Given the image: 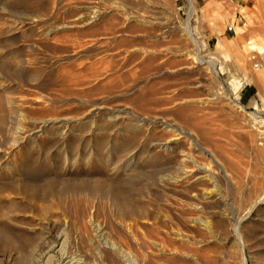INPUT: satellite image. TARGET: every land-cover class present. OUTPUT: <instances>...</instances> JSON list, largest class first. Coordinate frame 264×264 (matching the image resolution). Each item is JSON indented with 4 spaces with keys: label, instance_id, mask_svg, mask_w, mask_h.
<instances>
[{
    "label": "rangeland",
    "instance_id": "374dc122",
    "mask_svg": "<svg viewBox=\"0 0 264 264\" xmlns=\"http://www.w3.org/2000/svg\"><path fill=\"white\" fill-rule=\"evenodd\" d=\"M192 2L0 0V264H264V0Z\"/></svg>",
    "mask_w": 264,
    "mask_h": 264
},
{
    "label": "bare ground",
    "instance_id": "6f19581e",
    "mask_svg": "<svg viewBox=\"0 0 264 264\" xmlns=\"http://www.w3.org/2000/svg\"><path fill=\"white\" fill-rule=\"evenodd\" d=\"M192 0H190V5H191V9H192ZM191 28H189L188 26H187V32H188V35H190V36H192V33H191V30H190ZM252 42H249L248 44L249 45H252L251 44ZM253 49H256V50H258L259 51V53H263L264 51L262 50V47H259L258 45L257 46H255V45H252L251 47H250V53H251V51L253 50ZM257 56V55H256ZM187 62V61H186ZM185 63V62H184ZM199 65H201V66H203V65H205L207 62L202 58V57H200L199 56ZM187 65V64H186ZM191 66H193V65H191ZM195 87V86H194ZM196 88V87H195ZM162 90H164V89H162ZM178 90V89H177ZM182 95V94H181ZM164 98V97H163ZM171 99V98H170ZM210 99H212V98H210ZM182 100V99H181ZM213 100V99H212ZM211 100V101H212ZM154 101H156V99H154ZM164 101H167V100H164ZM202 101V100H201ZM215 101V100H214ZM168 102V101H167ZM157 105L158 106H160V105H162V101H160V100H158L157 102ZM172 103V102H171ZM174 103V102H173ZM185 103V102H184ZM155 104V103H154ZM164 104V103H163ZM191 104H193V103H191ZM183 105H186V103L185 104H183ZM235 105H238L239 107H240V109L242 108V110H243V106L237 101L236 102V104ZM237 106V107H238ZM182 107H184V106H182ZM189 107V106H188ZM187 107V108H188ZM195 107V106H194ZM167 108V107H166ZM203 108V107H202ZM190 108H188V110H184V109H178L177 111L180 113L181 112V114L182 113H184L183 114V116H184V119L186 120V124H184V125H189L190 123H188L187 124V121L189 120L191 123H192V121L191 120H196V118L197 117H195V113L193 114V115H185V113H187V114H189V112L191 111V112H193L194 110H195V108H194V110H189ZM191 109H193V108H191ZM198 109V108H197ZM204 111V110H203ZM178 112H176V113H178ZM194 112H197V110L196 111H194ZM164 114V113H163ZM166 114V113H165ZM175 114V113H174ZM180 114V115H181ZM192 114V113H191ZM179 114H178V116H180ZM198 115V114H197ZM163 116V115H162ZM165 116V115H164ZM167 116V115H166ZM204 116V115H203ZM118 117V116H117ZM130 117V116H129ZM205 117V116H204ZM137 118V117H136ZM181 118L183 119V117L181 116ZM180 118V119H181ZM152 119V118H151ZM183 119V120H184ZM199 119V118H198ZM203 119V118H202ZM112 120V119H111ZM138 120V119H137ZM141 120V119H140ZM143 120V119H142ZM141 120V121H142ZM148 120V119H147ZM184 120V121H185ZM200 120V119H199ZM154 121V120H153ZM184 121H182V122H184ZM188 121V122H189ZM202 121V120H201ZM146 122V121H145ZM196 122V121H195ZM257 122V121H256ZM199 123V122H198ZM154 124L158 127V128H162L163 129V127L165 128V129H167V128H169V129H171V130H174V131H178V133L175 135V134H173L174 135V137H175V139L176 140H186V138H191L192 140L194 139V140H196L195 139V137H193L194 135H192L193 133H195V132H193V133H187V132H184V131H182V130H179L178 128H176L174 125H172L171 123H169V122H166V121H154ZM193 124V123H192ZM192 124H191V126H192ZM195 124V123H194ZM142 125V124H141ZM147 125V124H146ZM36 126V125H35ZM185 126V127H186ZM198 126H200V125H198ZM205 126V125H204ZM147 127V126H146ZM184 127V128H185ZM188 127V126H187ZM41 128V127H40ZM198 129H199V127H197ZM204 128V127H203ZM43 129V128H42ZM187 129V128H186ZM38 130V129H37ZM190 130V129H189ZM209 130V129H208ZM165 131V130H164ZM174 131L172 132V133H174ZM192 131V130H191ZM21 132V131H20ZM37 132V131H36ZM169 132H170V130H169ZM200 132H201V130H200ZM160 133V132H159ZM164 133V132H163ZM176 133V132H175ZM264 133V132H263ZM25 133H23V135H24ZM166 134H167V132L165 133V136H166ZM170 134V133H169ZM172 135V134H171ZM208 135H210V134H208ZM256 135H258V134H256ZM19 136V135H18ZM22 136V135H21ZM25 136V135H24ZM167 136H168V134H167ZM198 136V135H197ZM206 136V135H205ZM259 136H261V138H259V140H263V137H262V135L260 134ZM169 137V136H168ZM171 137H173V136H171ZM170 137V138H171ZM199 137V136H198ZM19 138H20V136H19ZM22 138V137H21ZM24 138H27V137H24ZM169 138V139H170ZM23 139V138H22ZM169 139H167V140H169ZM211 139V138H210ZM165 140V139H164ZM198 140V139H197ZM191 141V140H190ZM18 142V141H17ZM166 142V141H165ZM198 142L199 141H197L196 143H197V148H199L202 152H204L205 154H209L210 156H212L213 157V155L209 152V151H207L206 149H204V148H202L201 146H200V144H198ZM202 142V141H201ZM209 142V141H208ZM156 143V142H155ZM160 144V143H159ZM157 145V144H156ZM206 145V144H205ZM259 145H263V144H259ZM161 147H162V149L163 150H166V151H168V150H172V146H170V144H169V142L167 141V143H161V145H160ZM193 146V145H192ZM256 146H258V145H256ZM255 146V148H258V147H256ZM160 147V148H161ZM264 147V146H263ZM192 149V148H191ZM190 149V150H191ZM208 149V148H207ZM193 150V149H192ZM162 152V151H161ZM170 152V151H169ZM261 152V151H260ZM214 153V152H213ZM195 154V153H194ZM202 154V153H201ZM191 155V154H190ZM204 155V154H203ZM187 156V155H186ZM189 156V155H188ZM195 156V155H194ZM193 157V156H192ZM264 157V156H263ZM188 159V158H187ZM194 159V158H193ZM192 159V160H193ZM191 160V159H190ZM195 160V159H194ZM184 161H186V160H184ZM183 160H182V162H184ZM216 162V161H215ZM186 162H184L183 164H185ZM198 163V162H197ZM217 163V162H216ZM220 164V163H219ZM195 165V164H194ZM189 166H191V165H189ZM189 166H188V168H189ZM198 166V165H197ZM186 167V166H185ZM194 167H196V166H194ZM187 168V167H186ZM190 168H192V166L190 167ZM193 169V168H192ZM192 169H190V170H192ZM196 169H198V168H196ZM194 170V169H193ZM196 171V170H195ZM195 171H193V173L195 172ZM205 171V170H204ZM203 171V172H204ZM185 172V171H184ZM187 172H189V170H187L185 173H186V175L188 174ZM192 173V174H193ZM205 173H206V171H205ZM209 173V172H208ZM195 175H196V173H194ZM200 176H201V174L200 173H198ZM182 175V174H181ZM190 175V174H189ZM198 175V176H199ZM205 175V174H204ZM184 175H182L181 177H183ZM197 176V177H198ZM175 177V176H174ZM202 177V176H201ZM208 177V176H207ZM230 177V176H229ZM184 178V177H183ZM196 178V177H195ZM194 178V179H195ZM187 180V179H186ZM209 180V179H208ZM212 180H213V178H212ZM183 181V180H182ZM185 181V180H184ZM230 182V181H229ZM214 190V189H213ZM264 190V189H263ZM261 192V191H260ZM263 193H261L262 194V198H260L261 200H260V202H264V191H262ZM259 195V194H258ZM253 199H254V197H252ZM250 200V199H249ZM259 200V199H258ZM252 201V200H251ZM248 203V202H247ZM259 203V202H258ZM258 203H256V204H253L254 206H256ZM249 206H251V204L249 205ZM254 206H253V208L252 209H254ZM250 208V207H249ZM248 208V209H249ZM248 209H246V210H248ZM245 210V209H244ZM250 210V209H249ZM249 212V211H248ZM247 212V213H248ZM246 213V214H247ZM245 216V215H244ZM243 216V217H244ZM242 217V216H241ZM243 220V219H242ZM203 221V220H202ZM205 221V220H204ZM136 222H138V221H136ZM210 222V221H209ZM157 223V222H156ZM205 224H206V222H204ZM137 224V223H136ZM209 224V223H208ZM195 225H196V223H195ZM199 225H200V223H199ZM198 225V226H199ZM201 225H203V223L201 224ZM210 225V224H209ZM207 226V228H208V230H211V225L210 226ZM241 225H242V221L241 220H239V221H237V223H236V225H235V229H234V232H235V235L237 236V238L239 239V241L241 242V249H242V251H244L245 252V249L247 248V244H246V242L244 241V238H246V237H244L243 238V236H242V234H241V232H240V228H241ZM128 226V225H127ZM133 226V225H132ZM135 226V225H134ZM137 226V225H136ZM129 227V226H128ZM127 228V227H126ZM125 228V229H126ZM134 228V227H133ZM133 228H131V229H133ZM233 228V227H232ZM130 229V230H131ZM164 229V228H163ZM192 229V228H191ZM98 230V229H97ZM134 230H136V229H134ZM231 230V229H230ZM233 230V229H232ZM96 231V230H95ZM170 231H172V230H170ZM170 231H169V233H170ZM128 232H129V229H128ZM138 232V231H137ZM136 231H135V234H138ZM233 232V231H232ZM131 233H133L134 234V232H133V230H132V232H130L129 234L130 235H132ZM168 233V234H169ZM173 232H171V234H172ZM180 232H178V234H179ZM212 233V232H211ZM215 233V232H214ZM243 233H244V231H243ZM170 234V235H171ZM174 234V233H173ZM193 234V233H192ZM216 234V233H215ZM222 234V233H221ZM180 236H181V233L179 234ZM224 235H225V233H224ZM223 235V237H225L226 235H228L229 236V234H226L225 236ZM99 236V235H98ZM134 236V235H133ZM132 236V237H133ZM136 237H137V235H135ZM150 236V235H149ZM153 236V235H152ZM169 236V235H168ZM177 236V235H176ZM188 236H190L189 234H188ZM214 236H216V235H214ZM138 237H139V234H138ZM137 237V238H138ZM193 237V236H192ZM191 237V238H192ZM234 237V236H233ZM186 237H183V239L185 240V242L186 243H190L189 245H191V242H192V239L189 237H187L186 239H185ZM215 238V237H214ZM234 238H236V237H234ZM136 239V238H135ZM182 239V238H181ZM182 239V240H183ZM193 239H194V237H193ZM225 239V238H224ZM237 239V240H238ZM95 240V239H94ZM137 240V239H136ZM200 241V240H199ZM225 241H226V239H225ZM184 242V243H185ZM195 242V241H194ZM194 242H192V244L194 243ZM198 242V241H197ZM196 242V243H197ZM239 242V243H240ZM129 245V244H128ZM153 245H156L157 246V249L159 248V251H160V253H163V251H162V245L161 244H159V243H155V244H153ZM183 245V244H182ZM185 245V244H184ZM183 245V246H184ZM188 245V246H189ZM195 245V244H194ZM240 246V245H239ZM185 247H186V245H185ZM185 247H183V248H185ZM191 247H192V245H191ZM120 248V247H119ZM156 248V247H155ZM176 248V247H175ZM180 248H181V246H180ZM187 248V247H186ZM125 249V248H124ZM124 249H116V248H114L113 247V249H112V253H109V252H107V253H104L103 255H102V258L106 261H108V262H110V263H112V264H117V262H116V260L117 259H126V257H125V253H124ZM156 249V250H157ZM179 249V248H178ZM190 249V248H189ZM188 249V250H189ZM192 249H193V247H192ZM164 250V249H163ZM194 250H196V249H194ZM158 251V250H157ZM158 251V252H159ZM162 251V252H161ZM193 252V251H192ZM187 253V252H186ZM185 253V254H186ZM197 253V252H196ZM196 253H195V257L198 255H196ZM199 253V252H198ZM126 254H128V255H130L128 258L130 259V264H140L139 263V261H140V259L138 260V257H137V255H134V254H132V253H127L126 252ZM191 254V253H190ZM190 254H188L189 256H190ZM147 255V254H146ZM159 255V254H158ZM163 255V254H162ZM165 255V254H164ZM163 255V256H164ZM173 255V254H172ZM183 255V254H182ZM187 255V256H188ZM192 255V254H191ZM152 256H153V254H152ZM168 256H169V254H168ZM193 256V255H192ZM192 256H191V258H192ZM77 256H75V257H72V256H68L67 255V257L66 258H61L60 259V262H58L59 264H85V262L82 260V259H77L76 258ZM199 257V256H198ZM79 258V257H78ZM153 258V257H152ZM155 258V257H154ZM176 258V257H175ZM175 258H173V259H175ZM197 258V257H196ZM200 258V257H199ZM243 258V257H242ZM163 259H164V257H163ZM166 259H167V257H166ZM169 259H170V257H169ZM184 259V258H183ZM193 259V258H192ZM58 260H59V258H58ZM104 260L102 261V262H104ZM161 260H162V258H161ZM160 260V261H161ZM171 260V259H170ZM176 260V259H175ZM186 260V259H185ZM185 260H183L185 263H186V261ZM190 260V259H189ZM158 261V260H157ZM159 261V262H160ZM167 261V260H166ZM165 261V262H166ZM174 261V260H173ZM180 261V260H179ZM217 261V260H216ZM247 257L245 256L244 258H243V263L242 264H247ZM158 263V262H157ZM169 263V262H168ZM176 263V262H175ZM181 264H182V262H180ZM179 263V264H180ZM185 263H183V264H185ZM192 263V262H191ZM198 263V262H197ZM220 263V262H219ZM228 263V262H227ZM236 263V262H235ZM169 264H172V262L171 263H169ZM192 264H194V263H192ZM199 264V263H198ZM201 264V263H200ZM230 264V263H229Z\"/></svg>",
    "mask_w": 264,
    "mask_h": 264
},
{
    "label": "built area",
    "instance_id": "2783aa9c",
    "mask_svg": "<svg viewBox=\"0 0 264 264\" xmlns=\"http://www.w3.org/2000/svg\"><path fill=\"white\" fill-rule=\"evenodd\" d=\"M228 30H229V31L232 30V27H228ZM258 46H259V45H258ZM259 47H260V46H259ZM262 50L264 51V45H262ZM255 54H256V55L259 54V51L256 50V49H253V50L251 51V54H250V58H251V60L253 61V63L256 61V60H255ZM254 66L257 67V63H254Z\"/></svg>",
    "mask_w": 264,
    "mask_h": 264
},
{
    "label": "crops",
    "instance_id": "0c3cea01",
    "mask_svg": "<svg viewBox=\"0 0 264 264\" xmlns=\"http://www.w3.org/2000/svg\"><path fill=\"white\" fill-rule=\"evenodd\" d=\"M244 92H245V93H243V95H244V99L247 100L248 97H249V93H246V91H244Z\"/></svg>",
    "mask_w": 264,
    "mask_h": 264
}]
</instances>
